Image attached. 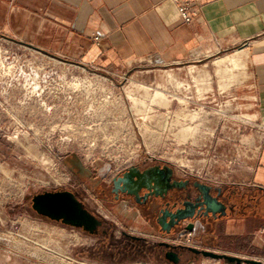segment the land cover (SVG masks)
Listing matches in <instances>:
<instances>
[{"label": "rangeland", "instance_id": "1", "mask_svg": "<svg viewBox=\"0 0 264 264\" xmlns=\"http://www.w3.org/2000/svg\"><path fill=\"white\" fill-rule=\"evenodd\" d=\"M243 48L224 42L177 63L107 65L59 60L0 33V264H162L150 250L157 233L124 203L101 204L95 188L140 156L248 183L262 131L245 93L247 59L217 63ZM64 189L102 205L97 234L32 208L36 194ZM103 229L109 236L94 248ZM123 231L148 239L132 245Z\"/></svg>", "mask_w": 264, "mask_h": 264}, {"label": "crops", "instance_id": "2", "mask_svg": "<svg viewBox=\"0 0 264 264\" xmlns=\"http://www.w3.org/2000/svg\"><path fill=\"white\" fill-rule=\"evenodd\" d=\"M0 33L70 61L107 65L177 63L217 44L242 43L245 93L262 134L249 182L241 184L264 189V0H206L190 23L172 0H0ZM239 223L238 230L229 223L228 233L257 229L253 257L264 263V214Z\"/></svg>", "mask_w": 264, "mask_h": 264}, {"label": "flooded vegetation", "instance_id": "3", "mask_svg": "<svg viewBox=\"0 0 264 264\" xmlns=\"http://www.w3.org/2000/svg\"><path fill=\"white\" fill-rule=\"evenodd\" d=\"M73 192L83 206L101 220V225L89 232L82 227L58 222L95 235L104 224L101 204L115 207L124 203L157 233L150 250L155 258L158 255L162 264H195L200 257L213 258L204 251L255 259L241 253L249 248L252 252L256 250L252 241L257 229L247 236L240 232L228 233L229 223L238 230L239 221L245 216L264 214V189L255 185L246 187L232 181L205 180L195 174L182 173L170 162L140 156L120 168L109 181L96 186V196L101 204L91 207L85 197ZM107 233L103 229V237L93 245L94 248L100 247L103 238L109 236ZM123 234L131 239L132 245L148 239L146 235L128 231ZM218 260L223 264H238L225 258Z\"/></svg>", "mask_w": 264, "mask_h": 264}, {"label": "water", "instance_id": "4", "mask_svg": "<svg viewBox=\"0 0 264 264\" xmlns=\"http://www.w3.org/2000/svg\"><path fill=\"white\" fill-rule=\"evenodd\" d=\"M20 42L53 58L66 60L61 55L50 52L47 49H43L32 43ZM32 208L42 216L48 217L52 220L61 221L65 224L82 227L89 232H94L98 226L101 225V220L89 212L78 200L75 193L70 190L45 191L38 193L32 197ZM190 249L195 250L194 248ZM203 253L216 259L225 258L229 261H235L238 264H264L259 259H242L235 256L220 255L205 251Z\"/></svg>", "mask_w": 264, "mask_h": 264}, {"label": "built area", "instance_id": "5", "mask_svg": "<svg viewBox=\"0 0 264 264\" xmlns=\"http://www.w3.org/2000/svg\"><path fill=\"white\" fill-rule=\"evenodd\" d=\"M178 9L180 17L187 23L199 15L206 0H172ZM99 35L94 36L95 40H99Z\"/></svg>", "mask_w": 264, "mask_h": 264}, {"label": "bare ground", "instance_id": "6", "mask_svg": "<svg viewBox=\"0 0 264 264\" xmlns=\"http://www.w3.org/2000/svg\"><path fill=\"white\" fill-rule=\"evenodd\" d=\"M247 58H248V51L247 50H244V48H243V49H237L232 55L231 54L230 55H226V57H222L221 56V58L219 60L217 59L218 60L217 63H219V65H221V64H224V63L228 62V63L232 64L235 67H241V66H243L246 63V59ZM233 66H231V67H233ZM224 68L226 69V67H224ZM226 72H228V71L226 70ZM228 80H226V81H228ZM208 81H210V80L208 79ZM224 82H225V80H224ZM226 83H228V82H226ZM223 86H225V85L223 84Z\"/></svg>", "mask_w": 264, "mask_h": 264}]
</instances>
